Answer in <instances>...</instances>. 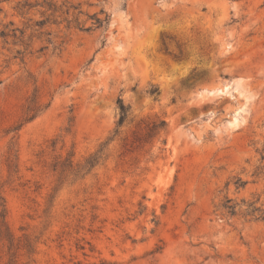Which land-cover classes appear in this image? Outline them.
<instances>
[{
  "label": "rangeland",
  "instance_id": "rangeland-1",
  "mask_svg": "<svg viewBox=\"0 0 264 264\" xmlns=\"http://www.w3.org/2000/svg\"><path fill=\"white\" fill-rule=\"evenodd\" d=\"M0 197V264H264V0H0Z\"/></svg>",
  "mask_w": 264,
  "mask_h": 264
},
{
  "label": "trees",
  "instance_id": "trees-1",
  "mask_svg": "<svg viewBox=\"0 0 264 264\" xmlns=\"http://www.w3.org/2000/svg\"><path fill=\"white\" fill-rule=\"evenodd\" d=\"M100 22H103L104 20L99 19ZM158 89L152 90V92H157ZM118 105L120 110V117L118 120L117 125L121 126L125 120L129 116L130 106H128L122 98L118 99ZM96 158H92L91 163L95 161ZM2 199V203H0V221L3 226L7 224L6 221V204L5 199L3 197H0ZM260 198H257L255 200H247L242 199L241 202H237L233 198L226 197V199L219 204L217 211L221 215H237L238 213H242L244 216H250L251 218H254L256 220H263L264 219V202L260 203Z\"/></svg>",
  "mask_w": 264,
  "mask_h": 264
}]
</instances>
